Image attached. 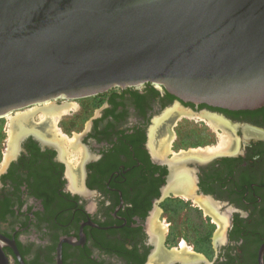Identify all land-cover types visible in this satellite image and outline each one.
Listing matches in <instances>:
<instances>
[{"label": "flooded vegetation", "instance_id": "flooded-vegetation-1", "mask_svg": "<svg viewBox=\"0 0 264 264\" xmlns=\"http://www.w3.org/2000/svg\"><path fill=\"white\" fill-rule=\"evenodd\" d=\"M55 102L75 118L71 140L28 133L0 173L8 264H264V106L183 102L149 83ZM181 205L212 231V257L178 248Z\"/></svg>", "mask_w": 264, "mask_h": 264}, {"label": "water", "instance_id": "water-1", "mask_svg": "<svg viewBox=\"0 0 264 264\" xmlns=\"http://www.w3.org/2000/svg\"><path fill=\"white\" fill-rule=\"evenodd\" d=\"M146 83L264 106V0H0V118Z\"/></svg>", "mask_w": 264, "mask_h": 264}, {"label": "rangeland", "instance_id": "rangeland-1", "mask_svg": "<svg viewBox=\"0 0 264 264\" xmlns=\"http://www.w3.org/2000/svg\"><path fill=\"white\" fill-rule=\"evenodd\" d=\"M67 101H63V103H66ZM56 103V102H55ZM59 106L60 104L57 103ZM33 107L26 108L21 111H17L13 114L14 116L17 113L25 112L29 109H33ZM69 111H67L64 115H61L55 125L56 132L58 131L60 134H65L68 135L69 132L75 133L78 129H75L74 124H75V118L68 116ZM40 113H36V115L33 117L34 122H40ZM9 120L8 116L4 118H0V168L3 166L5 163V159L8 154V145L12 140L11 133L9 131ZM213 129V128H212ZM61 134V135H62ZM222 134V133H221ZM219 134V135H221ZM218 135V138H219ZM72 135H68L66 137L68 140H71ZM187 137H183V140L186 139ZM7 161V160H6ZM184 206H178V208L173 209L171 212H169V219L171 220L172 223H174V228H173V233L172 235L175 238H178V242H180V245L178 248L180 249H187L188 246H192L193 244L196 245V248L199 247V252H205L211 257L214 254L212 245L209 247V236H211L210 232H207L206 230H202L200 227H203L201 222H196V215L191 214L187 215L185 214L182 209ZM179 220V221H177ZM177 221V222H176ZM180 221L182 223H180ZM211 230V229H210Z\"/></svg>", "mask_w": 264, "mask_h": 264}, {"label": "bare ground", "instance_id": "bare-ground-1", "mask_svg": "<svg viewBox=\"0 0 264 264\" xmlns=\"http://www.w3.org/2000/svg\"><path fill=\"white\" fill-rule=\"evenodd\" d=\"M69 108L70 107L67 103L57 106L55 102H49L43 105L35 106L33 109L31 108L25 112L17 113L14 116L8 115L9 120L7 121H9V131L12 137V140L8 145L9 154L14 151L18 138L25 136L28 133H33L34 135L40 137V139L49 140L56 136L58 134V131L56 132V129L54 128L56 122L61 115H64L68 111ZM36 113H40L39 117L41 116V119L40 122L35 123L33 117ZM209 122L208 123L211 125V128L216 129L215 124L212 121ZM229 144V134L223 130V133L219 135L216 150H221ZM211 151L213 150L211 149Z\"/></svg>", "mask_w": 264, "mask_h": 264}]
</instances>
